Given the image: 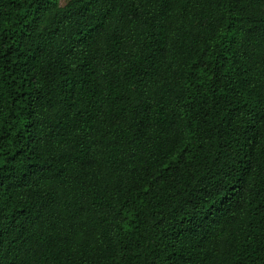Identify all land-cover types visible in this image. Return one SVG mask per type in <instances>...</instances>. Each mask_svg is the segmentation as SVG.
Returning a JSON list of instances; mask_svg holds the SVG:
<instances>
[{
    "label": "trees",
    "instance_id": "16d2710c",
    "mask_svg": "<svg viewBox=\"0 0 264 264\" xmlns=\"http://www.w3.org/2000/svg\"><path fill=\"white\" fill-rule=\"evenodd\" d=\"M0 264H264V0H0Z\"/></svg>",
    "mask_w": 264,
    "mask_h": 264
},
{
    "label": "rangeland",
    "instance_id": "374dc122",
    "mask_svg": "<svg viewBox=\"0 0 264 264\" xmlns=\"http://www.w3.org/2000/svg\"><path fill=\"white\" fill-rule=\"evenodd\" d=\"M64 2V0H62V3Z\"/></svg>",
    "mask_w": 264,
    "mask_h": 264
}]
</instances>
